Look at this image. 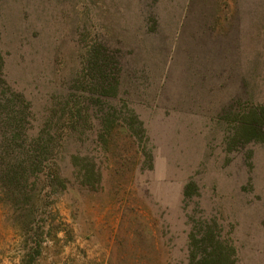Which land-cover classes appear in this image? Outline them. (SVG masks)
<instances>
[{"label":"rangeland","instance_id":"rangeland-1","mask_svg":"<svg viewBox=\"0 0 264 264\" xmlns=\"http://www.w3.org/2000/svg\"><path fill=\"white\" fill-rule=\"evenodd\" d=\"M94 48L118 82L84 104L77 75ZM0 53L32 133L53 114L38 264H188L203 226L234 245L235 264H264V141L240 128L264 108V0H0ZM211 64L233 98L171 97L209 85ZM67 101L81 114L65 128ZM0 193V264H20L27 208Z\"/></svg>","mask_w":264,"mask_h":264},{"label":"trees","instance_id":"trees-1","mask_svg":"<svg viewBox=\"0 0 264 264\" xmlns=\"http://www.w3.org/2000/svg\"><path fill=\"white\" fill-rule=\"evenodd\" d=\"M108 57L105 50L98 52L94 48L87 52L84 61L86 72L83 71L81 76L77 75V81L84 86L82 93L90 95L89 99L82 96V103L91 101L94 104V96L98 92L106 102L110 99V92L114 90L112 81L115 80L116 85L118 76L116 71L112 70ZM2 67L0 53V192L10 197H23V200L16 202L12 200L13 206L18 204L19 208H27L23 209L26 211L23 219H20L21 216L17 217L26 228L27 234L19 263L38 264L46 229H49L52 223L45 213L35 210L34 204L46 207V201L42 197L44 195L37 197L39 193L35 186L38 182L49 179L48 171L54 164L56 137L52 134L49 124L52 123L53 114L51 113L37 133H32L33 115L30 102L8 84ZM76 105L77 102L69 106V101L63 106L59 105L60 110H63L59 119L65 121V128H68V125L73 127L72 125L79 122L77 116L81 114V108L74 109ZM252 115L255 117L251 121L240 120V128L244 133H250L251 139L264 141V108L257 106ZM92 176L94 170L91 169L87 178ZM51 177L54 175L51 174ZM55 177H59L58 172ZM30 197H36L35 202L31 201ZM58 224L55 226L58 227ZM36 236H41V239ZM235 261L234 245L225 240L220 232L203 226L188 234V264H235Z\"/></svg>","mask_w":264,"mask_h":264},{"label":"crops","instance_id":"crops-1","mask_svg":"<svg viewBox=\"0 0 264 264\" xmlns=\"http://www.w3.org/2000/svg\"><path fill=\"white\" fill-rule=\"evenodd\" d=\"M225 65L231 70L232 62L228 61ZM230 65V66H229ZM222 69L217 67L215 64H211L210 68V84L209 85H203L198 84L194 87H191L189 85H182L185 87H182L181 85H174L171 87L168 91H170V95L172 98L177 99L180 105L184 104L186 101L188 104L193 103L194 105H198L199 99H214L218 98V96L223 97L224 99H231L233 98L232 90L229 89L227 85H224L220 83L219 80L215 79L214 76H217L221 73Z\"/></svg>","mask_w":264,"mask_h":264}]
</instances>
